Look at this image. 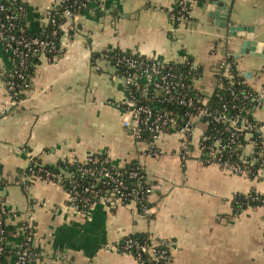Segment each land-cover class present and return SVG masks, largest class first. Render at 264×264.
<instances>
[{
	"label": "crops",
	"instance_id": "obj_1",
	"mask_svg": "<svg viewBox=\"0 0 264 264\" xmlns=\"http://www.w3.org/2000/svg\"><path fill=\"white\" fill-rule=\"evenodd\" d=\"M21 1L32 30L44 7L59 2ZM222 1L228 6L224 26L209 14L207 0H195L181 24L172 18L173 0L91 2L67 19L61 54L38 59L30 88L12 110L4 85L10 58L0 47V198L11 212L5 225L12 244L23 237L21 221L35 228L40 254L32 264H139L117 243L140 232L165 241L167 264H264V207L235 213L231 204L235 193H264V176L204 163L196 146L204 123L192 129L185 159L177 132L153 141L132 137L125 80L104 59H91L110 50L163 63L188 57L200 69L193 88L205 96L216 88L217 64L230 60L258 93L254 116L264 122V0ZM253 148L248 141L243 155ZM261 148L264 153V134ZM92 152L106 154L117 166L132 161L142 166L151 184L148 212L135 202L115 208L97 202L81 212L68 204L58 183L19 174L33 158L54 164Z\"/></svg>",
	"mask_w": 264,
	"mask_h": 264
},
{
	"label": "built area",
	"instance_id": "obj_2",
	"mask_svg": "<svg viewBox=\"0 0 264 264\" xmlns=\"http://www.w3.org/2000/svg\"><path fill=\"white\" fill-rule=\"evenodd\" d=\"M60 1L61 0H59V2ZM173 1L174 5L172 18L179 24L187 22L191 6L195 0ZM59 2L56 4V6L60 5ZM90 2L91 0H84V4H82L83 7L78 5L76 11L69 9L68 7H64V10L62 11L64 22H62L58 27L63 31L67 19L75 17V15L84 10V8L87 7ZM56 6L49 5L44 7L45 21L49 20L52 23H55L50 16V11ZM0 12L3 13V17L7 22V28L13 27V21L17 18V13L15 11H5L4 5L2 3H0ZM23 33V28H21L20 33L17 34L6 33L4 25L0 24V47L9 56L10 64L14 66L11 72H6L4 74V77L6 78V80H4V85L9 105H13L15 103V101L12 99V95L16 93L17 86H20L19 92L26 91L31 86L32 76L30 74H25L28 61L35 56H45L46 52H59L56 56L60 55L62 52L61 45L57 48L53 41H47L40 39L39 37H27ZM56 33L57 30L53 29L52 34L55 35ZM97 59H104L107 61L113 68V74L122 77L126 82L128 96L124 107L130 115L128 125L129 132L132 137L136 139H142L144 136H146L149 138V140L153 141L164 133L177 132L181 139L180 155L182 159H185L191 151V131L195 125L197 123H204L207 127L210 122H214L225 125L224 130L228 131L230 136L229 143H233L235 138L245 131L246 133L244 132L243 135L245 134V136L249 138L253 137L254 135H257V137L260 138V140L249 139V142L253 145V147H255L257 144L262 147L264 122L260 125H257L244 119H239L238 115L236 114L227 115L225 111L228 109V107H236L235 103L232 102L231 104H221L219 106L220 108L210 109L208 106L207 96L191 97L186 96V94L179 93V90L183 88L186 90L195 89L193 88V81L199 76L200 73L198 66H196L188 57H185L180 61L163 63L148 57L136 56L123 52V56L121 58H117L116 61H114V64H111L112 59H109L104 53H101ZM167 63H180L186 68V71H177L174 65H167ZM116 65H122L123 68H125L123 75L116 74ZM232 65L233 63L230 60L222 61L217 64L214 71L215 81L217 83L216 87H222L223 81H225V83H228L227 89L230 90L231 101H238L239 98H241L243 100H247L249 103L254 104L253 107L255 109L260 101L258 93L254 92L253 90L244 89V87L248 85L240 73H237L236 75L232 73ZM185 77H190L191 82L185 83ZM16 79H20L22 83H19L18 85ZM132 85L135 87L134 89L131 88ZM154 91H157V93L161 94V97L154 98ZM150 93V100H154V102L177 103L189 108L191 111L186 112V118L183 119L176 115H171V113L153 108V106L144 101V98ZM241 107L245 106L241 105ZM206 127L204 131L200 133L196 145L201 157H204L205 153L207 157L213 159V164H216L219 167L233 173L243 175L246 174L247 169L245 167H241L238 164L232 165L227 162H223L222 166L219 165L221 156L218 151L220 148H224L226 144L225 142L222 143L220 137L207 134ZM207 141L211 142L207 143ZM251 153H254V151ZM96 154L97 152H92L84 159H77L80 165L77 167L76 172L79 173L81 177L87 176L91 178V181L93 182L105 180L107 183H112L115 186L121 185L122 181L120 180V176L122 174L116 170H112V168L106 167L104 163H99V159ZM116 167L118 166L116 165ZM63 172L66 176H69V174L65 173V170H63ZM138 173L139 170H133L130 171L128 175L130 177H135L138 176ZM259 175L264 176V167L260 169ZM24 176L26 178L29 177L31 181H51L50 177L53 175H51L49 172H45V178L33 175ZM145 190L146 192H149L151 191V188L148 187ZM82 191L87 193V196L82 199L84 205L89 204L94 199H97V202L118 205L121 203L122 195L124 196V194H122L119 189L116 190V192L112 191L114 195L115 193L118 194L114 199L113 194L110 196H103L99 191L92 189L91 186H84ZM130 192L136 194L138 193V189H132ZM66 193L68 203L76 208L78 203L77 199L79 198L77 184H72L71 188L67 190ZM97 202L91 203L90 206ZM143 211L148 212V208L143 207ZM2 221L3 218L0 213V243L3 241L5 232V225ZM20 230L23 234L22 239H24V241L23 244L19 245V250L12 264H32L38 259V255L40 254V252L33 251V248H37L35 228L32 223L21 221ZM132 245H134V243L129 240L127 241V244H125V248L128 249ZM135 246L136 248L140 247L141 251L150 252L151 259L155 262H160L159 264H167L169 258L167 251L164 250L160 253H155L152 247L139 246L137 244H135ZM2 248L3 247L0 244V251H2Z\"/></svg>",
	"mask_w": 264,
	"mask_h": 264
},
{
	"label": "trees",
	"instance_id": "obj_3",
	"mask_svg": "<svg viewBox=\"0 0 264 264\" xmlns=\"http://www.w3.org/2000/svg\"><path fill=\"white\" fill-rule=\"evenodd\" d=\"M91 2L96 3L97 0H91ZM90 2V3H91ZM0 3L4 5L5 11H15L17 13V18L13 21V27L7 28V22L5 21L3 17V13L0 12V24L4 25V29L6 33H12L17 34L20 33V29H24V35L27 37H39L40 39H44L47 41H53L55 43V46L58 48L60 47V36L62 35V30L58 26L64 22L63 19V10L64 7H68L71 10L76 11L77 6L80 5L83 7L82 4H84V0H61L59 3L60 5H57L50 11V16L54 20L55 23H52L51 21H45V15H43L42 20L38 23L37 27L32 30L27 27L26 25V5L21 0H0ZM89 3V4H90ZM87 8V7H85ZM84 8V9H85ZM82 10V9H81ZM56 29L57 33L55 35L52 34V30ZM59 52H46L45 56L49 59L54 58ZM107 55L109 59H112V63L114 64V61H116L117 58H121L123 56V51L121 50H110L103 52ZM101 53H93L92 54V61L97 59ZM40 57H32L27 64V70L25 71V74L33 75L34 72V66L37 63L38 59ZM167 65H174L175 69L177 71H186V68L182 66V64H172L167 63ZM14 66L10 65V68L7 70L8 72H11L13 70ZM232 73L237 74L234 65L232 67ZM125 71V68H123L122 65H116V74L123 75ZM4 80L6 78L4 77ZM16 82L22 83L20 79H16ZM185 83L191 82L190 77H185L184 80ZM228 83H225L223 81L222 87H216L215 90L212 92L211 95L207 96L208 98V106L210 109L213 108H220L219 106L221 104H231L232 102L236 104V107H228V109L225 111L227 115H238L239 119H244L250 123H255L257 125L262 124L263 122H259L255 119V116L253 115L254 111V104L247 102V100H243L239 98L238 101H231L230 99V90L227 89ZM244 86V85H243ZM132 89L135 87L132 85ZM245 90H252L248 86L244 87ZM20 86L16 87V93L12 95V99L15 101L13 105L10 106L9 110H12L15 105L18 103L20 99L23 98L24 92L21 91ZM179 93L186 94V96L191 97H204L205 95L202 94L199 90L193 89V90H186V89H180ZM154 98L161 97V94L157 93V91L153 92ZM151 93L144 98V101L149 103L153 108H157L160 111H164L167 113H171V115H176L179 118H186V112H190L191 110L183 105L177 104V103H169V102H154V100H150ZM241 105H244L245 107H241ZM5 111L1 114H4ZM1 116V115H0ZM225 125L221 123H214L210 122L208 126L206 127V133L209 135H214L215 137H220L222 143L225 142L226 146L224 148H220L218 153L220 154V166L223 165V162H227L229 164L235 165L238 164L241 167H245L247 169V173L244 174L248 177H254L259 176L260 169L264 167V153L262 152V148L259 144H257L254 147V153H251L248 156H243L242 148L243 146L249 141V139L254 140H260V138L257 137V135H254L253 137L249 138L243 135L242 132L238 137L235 138V141L233 143H229L230 136L228 131H225ZM221 132V133H220ZM246 133V132H245ZM143 138H147L144 136ZM149 139V138H147ZM211 141H207V143H210ZM96 156L99 159V163H104V165L108 168H112V170H116L117 172H120L122 175L120 176V180L122 181V184L119 186H115L112 183H107L105 180L99 181V182H93L91 181V178L87 176L81 177L79 173L76 172L77 167L80 165L79 161L77 159L71 161L68 159H59L54 164H43L41 161L33 158L31 159L28 167L25 170H19V174L22 173V175L26 176H40L41 178H45V172H49L52 177H50V180L56 183H59L63 189L66 191L71 188L72 184H77V190L79 191V198L78 203L76 205V209L81 212H86L90 204L93 202H97V199L92 200L89 204H85L82 202V199H84L87 196V193H84L82 191L84 186H91L92 189L99 191L100 194L103 196H110L112 191L116 192V190H120L122 194L121 199V205L123 204H129L131 202H135L138 209L143 210V207L149 208L151 203H148L147 196L150 193L146 192V188L150 187L151 184L148 181L147 175L145 171L143 170L142 166L136 163L135 161L125 163L124 165L116 167L110 159L107 157L106 154L102 152H97ZM242 156V157H241ZM213 159L210 157H207L204 153L203 162L204 163H212ZM217 162V161H216ZM65 170L66 174H69V176H66L63 172ZM133 170H139L138 176L130 177L128 173ZM139 186V187H138ZM132 189H138V193H131L130 191ZM114 195V194H113ZM118 194L115 193L113 196V199ZM69 204V203H68ZM110 208H115L117 204L108 203ZM231 204L233 207V211L235 213L240 212L241 210L248 208V207H264V193H259L255 190H250L248 193H235L233 195V198L231 200ZM0 213L3 218V224L5 225V217L8 214H11V212L7 209V207L4 205L2 199L0 198ZM20 227V225H19ZM5 232H4V238L3 241L0 243L2 245V251H0V264H12L11 260L16 258L17 252L19 250V245L23 244L24 239H21L18 243L12 244L9 241V230L5 225ZM131 241L134 243V245L130 246L128 249L125 248V244H127V241ZM135 244L139 246H145V247H152L153 251L155 253H160L161 251H167L168 254V247L166 246V243L164 240L157 239L153 236H151L149 233H134L127 235L123 237L118 243L117 247L121 251H130L134 257L137 259V261L141 264H159L160 262H155L151 259L150 252L147 251H141L140 247L136 248ZM34 252H39L38 248H33ZM30 264V263H26Z\"/></svg>",
	"mask_w": 264,
	"mask_h": 264
},
{
	"label": "water",
	"instance_id": "obj_4",
	"mask_svg": "<svg viewBox=\"0 0 264 264\" xmlns=\"http://www.w3.org/2000/svg\"><path fill=\"white\" fill-rule=\"evenodd\" d=\"M207 10L210 11V15L214 17L215 23L222 26L227 25L226 12L228 11V6L222 0H207ZM253 47L247 53L252 54ZM245 47H243V52Z\"/></svg>",
	"mask_w": 264,
	"mask_h": 264
},
{
	"label": "rangeland",
	"instance_id": "obj_5",
	"mask_svg": "<svg viewBox=\"0 0 264 264\" xmlns=\"http://www.w3.org/2000/svg\"><path fill=\"white\" fill-rule=\"evenodd\" d=\"M201 125V124H200ZM201 126H203V125H201Z\"/></svg>",
	"mask_w": 264,
	"mask_h": 264
}]
</instances>
